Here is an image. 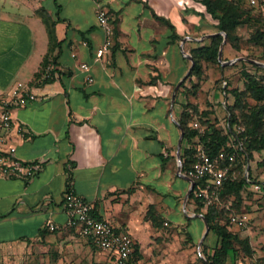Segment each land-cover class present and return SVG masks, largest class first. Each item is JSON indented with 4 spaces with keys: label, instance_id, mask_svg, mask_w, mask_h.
I'll return each mask as SVG.
<instances>
[{
    "label": "crops",
    "instance_id": "1",
    "mask_svg": "<svg viewBox=\"0 0 264 264\" xmlns=\"http://www.w3.org/2000/svg\"><path fill=\"white\" fill-rule=\"evenodd\" d=\"M98 3L114 28L102 56ZM203 6L200 0H0L6 99L0 97V111L6 107L13 119L10 129L0 125V149L13 146L23 162L42 164L31 178L0 177V249L29 246L46 264H116L67 224L63 195L71 180L98 218L133 237L134 264H180L187 235L200 255L203 246L213 252L216 236L206 238L204 209L190 197L193 181L179 165L188 145L179 124L187 100L177 92L194 64L191 49L216 32L205 30ZM47 54L54 65L49 80L41 76ZM19 82L35 100L16 104ZM253 193L241 237L258 224L253 200L260 194Z\"/></svg>",
    "mask_w": 264,
    "mask_h": 264
},
{
    "label": "trees",
    "instance_id": "2",
    "mask_svg": "<svg viewBox=\"0 0 264 264\" xmlns=\"http://www.w3.org/2000/svg\"><path fill=\"white\" fill-rule=\"evenodd\" d=\"M200 2L205 6L206 12L218 22L216 32L205 39L201 46L191 49L194 64L177 92V95L184 94L187 100L179 120L184 132L183 139L188 143L183 148L181 160L183 169L187 171L193 165L200 146L212 154L222 149L230 150L228 141L231 139V132L238 126L244 127L245 130L238 135L243 141V150H237L238 175L234 180L225 181L221 201L209 205L202 202L195 193L202 185L199 180H195L190 193V197L195 200L198 207L204 209L205 220L209 225L206 238L210 233L216 236L213 252L207 254L210 263L227 264V258L236 250V243L243 244L244 248L248 246L247 252L252 253L249 239L241 237L239 232L234 230L231 215L244 211L246 198L254 192L244 176L246 165L249 164L251 175L256 174L257 169H264V81L255 73L243 70V86L239 87L232 83L230 77L223 78L219 74L215 78L213 73L209 74L207 70L210 63L223 69L219 60L220 45L224 40L223 32L226 33L227 41L235 49H239L238 26L258 19L261 25L257 26L252 38L264 44V11L258 6L249 5L247 0H200ZM48 55L43 60L41 76L45 75L46 67L52 63ZM251 63L257 69H264L257 63ZM46 79L49 80V77ZM211 80L216 83V90L225 97L223 106L226 115L223 118L213 116L216 112L213 104L212 107L208 104L206 108H201L197 101L191 100H197L204 84ZM194 121H197L202 129L195 128ZM227 121L230 122V130L226 125ZM259 262V259H250L249 264H259Z\"/></svg>",
    "mask_w": 264,
    "mask_h": 264
},
{
    "label": "built area",
    "instance_id": "3",
    "mask_svg": "<svg viewBox=\"0 0 264 264\" xmlns=\"http://www.w3.org/2000/svg\"><path fill=\"white\" fill-rule=\"evenodd\" d=\"M249 5L258 6L264 11V0H247ZM96 17L98 24L104 31V41L97 48L98 56L107 53L113 45L114 28L110 20L107 9L100 3L96 8ZM87 44V41H84ZM54 65L48 64L44 77L52 76ZM80 68L87 71L90 65L86 62L80 63ZM89 82L94 78L90 75L86 76ZM17 90L21 91V96L16 98V104H24L27 100H35V96L21 82L17 85ZM0 97H3V91L0 89ZM4 98V97H3ZM2 98V99H3ZM3 101H6L4 98ZM0 125L6 129L13 126V119L9 109L6 107L0 111ZM226 125L231 129L230 122ZM195 128L202 129L197 121L193 122ZM24 130V128H21ZM245 129L238 126L231 132V139L228 141L229 149H222L212 154L204 147H199L196 159L193 165L185 171V175L190 177L194 183L195 180L201 181L202 185L196 190V196L206 205L218 203L221 201L223 185L227 179L234 180L238 171L236 165L239 160L237 150H243V141L239 138V133ZM4 139L0 137V141ZM40 161L23 162L16 155V148L11 146L7 150L0 149V177L9 174H20L26 178L33 177L41 168ZM179 165L183 168V162L180 159ZM249 164L244 168V176L249 187L254 192L264 191V181L249 171ZM193 189V186L192 188ZM64 211L67 215V224L76 227L80 233L91 239L100 249L111 253L115 257L116 264H134L135 259V241L133 237L126 231L117 229L113 223L105 218H98L94 213L93 204L83 198L75 190L73 181H69L64 191ZM250 221L249 214L246 210L231 215V222L234 226L244 229ZM56 225L49 223L48 228L55 230ZM259 264H264V260Z\"/></svg>",
    "mask_w": 264,
    "mask_h": 264
},
{
    "label": "rangeland",
    "instance_id": "4",
    "mask_svg": "<svg viewBox=\"0 0 264 264\" xmlns=\"http://www.w3.org/2000/svg\"><path fill=\"white\" fill-rule=\"evenodd\" d=\"M203 15L206 23V31H216L217 20L212 18L210 14L206 12L205 6H203ZM211 25V26H210ZM261 25V21L258 19L250 20L249 24L239 25L237 28V34L240 35L239 41V49H235V47L230 44L226 39V33H222L224 35V40L222 41L220 48L222 46L223 54L221 65L223 69L225 66H228L224 69H220L215 67L212 63H210L208 68V73L212 74L213 77L220 76L221 77H230L232 83L236 86H243V78L242 71L247 70L252 73H255L258 77L262 78L264 81V69H257L251 62L254 63H264V44H261L260 41L256 42L253 40V33L255 32L257 26ZM205 33V32H203ZM240 60H243L240 62ZM227 61H233V63H227ZM245 61V62H244ZM263 66V65H261ZM264 67V66H263ZM222 78V79H223ZM210 82V81H208ZM212 88L206 87L204 84L201 89V94L204 96L203 99V107H207L208 104H211L210 99L213 98L216 103L217 111L213 116H218L223 118L226 115V111L224 109L223 103L225 101L224 95L221 92L216 90L217 86L213 80L211 81ZM209 96H212L209 98ZM200 95L197 98V102L200 103L202 99H200ZM212 99V100H213ZM201 105V103H200ZM259 178L264 181V169H257L255 171ZM259 193L260 196L256 198L254 201V205L258 206V218H257V226L252 230L251 236L247 237L249 240V247L252 251L251 254L247 252L248 246L244 248L243 244L236 243L235 251L232 252L227 258V264H249L250 259H255L259 257H264V191L263 193ZM254 194V193H253ZM252 195V194H251ZM250 195V196H251ZM249 196V197H250ZM253 196V195H252ZM263 196V197H262ZM252 215L255 216V212H252ZM235 231H242V229H234ZM187 240L184 241L183 245L179 247L180 252V264H211L208 259V253L204 247H201L202 254H199V247L197 243L194 245H190L189 236L187 235ZM185 253L187 257H185ZM0 264H46L42 262L41 254L35 251L34 248H29L27 246L24 250L20 251H9L5 249H0Z\"/></svg>",
    "mask_w": 264,
    "mask_h": 264
},
{
    "label": "water",
    "instance_id": "5",
    "mask_svg": "<svg viewBox=\"0 0 264 264\" xmlns=\"http://www.w3.org/2000/svg\"><path fill=\"white\" fill-rule=\"evenodd\" d=\"M222 54H223V49H222V46L220 48V51H219V60L221 61L222 60ZM227 63H233V61H227ZM257 63V62H256ZM259 65H263L264 66V63H257ZM184 135V132L182 131V137ZM192 180V179H191ZM193 181V180H192ZM193 184H194V181H193ZM193 186V185H192ZM205 221V224H206V233L209 231V225H208V222L206 220Z\"/></svg>",
    "mask_w": 264,
    "mask_h": 264
}]
</instances>
